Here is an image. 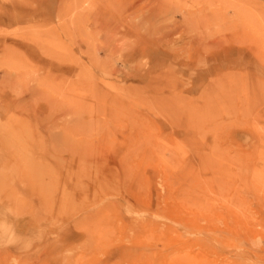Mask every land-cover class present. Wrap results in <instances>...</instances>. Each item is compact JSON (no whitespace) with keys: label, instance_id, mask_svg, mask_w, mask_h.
Returning a JSON list of instances; mask_svg holds the SVG:
<instances>
[{"label":"rangeland","instance_id":"1","mask_svg":"<svg viewBox=\"0 0 264 264\" xmlns=\"http://www.w3.org/2000/svg\"><path fill=\"white\" fill-rule=\"evenodd\" d=\"M0 264H264V0H0Z\"/></svg>","mask_w":264,"mask_h":264},{"label":"bare ground","instance_id":"2","mask_svg":"<svg viewBox=\"0 0 264 264\" xmlns=\"http://www.w3.org/2000/svg\"><path fill=\"white\" fill-rule=\"evenodd\" d=\"M152 12H153V11H152ZM162 12H163V11H162ZM156 13H157V11H156ZM154 15H155V14H154ZM160 15H161V14H160ZM158 16H159V15H158ZM155 17H156V16H155ZM153 19H154V17H151V18H150V20H153ZM169 34H170V33L164 35V33H163V35H164L166 38L168 37L167 39L171 40V38H170L169 36H172V35H169ZM161 35H162V34H161ZM164 36H163V37H164ZM165 37H164V38H165ZM166 38H165V39H166ZM35 112H36V114H37V111H35ZM38 113H39V112H38ZM31 114H32V113H31Z\"/></svg>","mask_w":264,"mask_h":264}]
</instances>
